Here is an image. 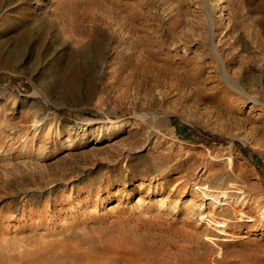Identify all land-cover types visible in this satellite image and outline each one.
<instances>
[{"label": "rangeland", "instance_id": "1", "mask_svg": "<svg viewBox=\"0 0 264 264\" xmlns=\"http://www.w3.org/2000/svg\"><path fill=\"white\" fill-rule=\"evenodd\" d=\"M66 1L0 0V264H264V0Z\"/></svg>", "mask_w": 264, "mask_h": 264}, {"label": "bare ground", "instance_id": "2", "mask_svg": "<svg viewBox=\"0 0 264 264\" xmlns=\"http://www.w3.org/2000/svg\"><path fill=\"white\" fill-rule=\"evenodd\" d=\"M80 5V2L77 0H67L66 1V3H65V6L59 11V10H55L53 13L54 14H56V15H60V18L59 19H61V18H64V20H67V17H65V14H66V12H73V13H75L76 14V8L78 9V6ZM81 7V6H80ZM82 8V7H81ZM86 10L88 9V8H85ZM78 11H80V10H78ZM82 11V10H81ZM80 11V12H81ZM85 12V11H84ZM78 14V13H77ZM76 14V15H77ZM84 14V13H83ZM87 14H88V12H87ZM92 14V13H91ZM67 15V14H66ZM85 16V15H84ZM89 16H91V15H89ZM88 16V17H89ZM49 17H50V15H49ZM92 17V16H91ZM68 18H70V17H68ZM90 18V17H89ZM50 19V18H49ZM72 20V19H71ZM53 21V20H52ZM34 28V27H33ZM33 28H32V30H33ZM26 30H27V28H26ZM26 30H22L21 32H20V34L18 35V37L16 38V40H18V41H23V40H25L26 38H27V34L29 33V32H27ZM43 31V30H42ZM40 33V32H39ZM47 33V32H46ZM46 33H44V35L46 34ZM42 35V34H41ZM44 35H42L43 37H44ZM46 36V35H45ZM41 38V37H40ZM15 42V41H14ZM161 45V44H160ZM148 48H151V47H148ZM155 48V47H154ZM160 48V47H159ZM150 50V49H149ZM146 52H148V51H146ZM151 55H152V57H157L156 56V52L154 51V49L152 50H150V52H149ZM166 55V54H165ZM149 58V57H148ZM151 59V58H150ZM163 59V58H162ZM167 59V58H166ZM150 62H149V65L150 66H152V67H156L157 68V70L158 71H168L167 69H169L168 68V66L166 67V65H164V64H156L155 62H153V61H151V60H149ZM249 61V60H248ZM132 63V62H131ZM141 63V62H140ZM147 63L148 62H146L145 64L147 65ZM134 65V64H133ZM122 66V65H121ZM139 66V65H138ZM145 66V65H144ZM248 66V65H247ZM129 68V67H131V66H128L127 64H124L123 66H122V68ZM134 67V66H133ZM146 67V66H145ZM151 67V68H152ZM132 68V67H131ZM135 68V67H134ZM136 68L138 69L139 67H137V65H136ZM141 68V67H140ZM149 68V67H148ZM143 69V68H142ZM124 70V69H123ZM128 70V69H127ZM135 70V69H134ZM141 70V69H140ZM144 70V69H143ZM146 70H147V67H146ZM178 70H179V68H178ZM181 70V69H180ZM129 71H130V69H129ZM129 71H128V73H129ZM137 71V70H136ZM135 71V72H136ZM145 71V70H144ZM132 72H134L133 70H132ZM138 72V71H137ZM136 72V73H137ZM142 72V71H141ZM124 73V72H123ZM140 73V72H139ZM138 73V74H139ZM168 73V72H167ZM120 74H122V73H120ZM141 74V73H140ZM142 74H143V72H142ZM118 75V74H117ZM130 75H132V74H130ZM134 75V74H133ZM133 75L131 76V77H133ZM136 75V74H135ZM145 75V74H144ZM129 76V75H128ZM119 77V76H118ZM136 77V76H135ZM230 77V76H229ZM119 79H120V77H119ZM122 79H123V77H122ZM134 79V78H133ZM231 80V79H230ZM136 82V81H135ZM129 83L130 84H132L130 81H129ZM134 83V82H133ZM230 86V85H229ZM236 92V91H235ZM252 93V92H251ZM255 94V93H254ZM247 95H248V93H247ZM253 95V94H252ZM251 97V96H250ZM232 98V97H231ZM254 99V98H253ZM255 100V99H254ZM256 102L258 101V102H261V104H263L264 105V101L263 100H255ZM110 120H113V119H110ZM40 123V122H39ZM158 124V123H157ZM159 126V125H158ZM161 127V126H160ZM162 128V127H161ZM255 128H256V130L258 131L259 130V128L258 127H256L255 126ZM255 130V131H256ZM204 171V170H203ZM209 174V173H208ZM207 177V176H206ZM208 177H210L209 175H208ZM190 181V180H189ZM181 182V181H180ZM191 182V181H190ZM197 182V181H196ZM203 183V182H202ZM145 185V184H144ZM179 185L176 183V186H174L173 188H175V190H178L179 189V187H178ZM181 186V185H180ZM201 186H202V184H201ZM196 187V186H195ZM203 189H205V188H203ZM208 189V188H207ZM180 190V189H179ZM184 190V189H183ZM199 190V189H198ZM207 191V190H206ZM206 191H204V193L203 194H207V192ZM201 192V191H200ZM224 193V192H223ZM202 194V195H203ZM214 194V193H213ZM213 196V195H212ZM207 197H208V195H207ZM216 200V199H215ZM241 200V199H240ZM244 200V199H243ZM242 200V201H243ZM222 201V200H221ZM215 203V202H214ZM220 204V200L217 202V204ZM215 205V204H214ZM235 205H237V203L235 204ZM112 207L113 206H115V205H111ZM233 207V206H232ZM202 208V207H201ZM229 208H231V207H229ZM220 210V209H219ZM229 210V209H228ZM232 211H234L235 212V214H239L240 212H243V210L242 209H236V208H233L232 209ZM214 212V211H213ZM217 213V212H216ZM215 212L213 213V214H216ZM220 213V212H219ZM244 213V212H243ZM209 214H210V212H209ZM212 214V215H213ZM203 215H205V214H203ZM202 215V216H203ZM228 216V215H227ZM238 216V215H237ZM205 218V217H204ZM208 218V217H207ZM212 218V217H211ZM209 219V218H208ZM215 219V218H214ZM234 220V219H233ZM211 222H212V220H211ZM211 229V228H210Z\"/></svg>", "mask_w": 264, "mask_h": 264}, {"label": "trees", "instance_id": "3", "mask_svg": "<svg viewBox=\"0 0 264 264\" xmlns=\"http://www.w3.org/2000/svg\"><path fill=\"white\" fill-rule=\"evenodd\" d=\"M212 140H214V141H221L220 138H218V137H212Z\"/></svg>", "mask_w": 264, "mask_h": 264}]
</instances>
